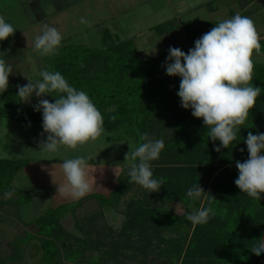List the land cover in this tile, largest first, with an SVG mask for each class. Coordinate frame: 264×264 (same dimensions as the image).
<instances>
[{
  "label": "trees",
  "instance_id": "16d2710c",
  "mask_svg": "<svg viewBox=\"0 0 264 264\" xmlns=\"http://www.w3.org/2000/svg\"><path fill=\"white\" fill-rule=\"evenodd\" d=\"M234 15L232 12L231 16ZM219 22L171 19L154 26L153 30L158 34H174L182 29L186 35L199 39L207 33L205 27H215ZM260 43L264 55V38ZM167 57H144L138 53L134 39H119L108 29L103 30L98 46L65 43L56 54L49 55L46 70L59 71L70 86L87 93L103 115L106 133L117 138L121 131L129 136L147 133V124L160 114L174 120L178 132L165 141L159 159L154 160L163 161V165L151 168L154 178L163 179L160 191H144L138 205L127 208L130 215L127 214V222L116 235H120L119 238L114 237L101 248L90 245L84 238H77L74 246L71 235L61 225V218L88 199H95L101 206L120 202L127 191L139 186L128 183L130 166L124 168L118 185L108 195L92 193L50 207L31 222L35 229L26 239L29 242L36 239L32 249L41 253L43 264H82L86 261L115 264L119 255L139 256L143 264L263 263L264 253L257 256L250 248L264 237V194L260 200L253 199L241 192L235 180L239 175L236 162L249 158L245 143L248 133H264V62L254 61L251 83L261 88L255 107L246 123L240 126L236 140L229 148H224L219 140L212 141L208 136L209 129L202 118L194 117L192 109L181 106L177 95L181 77L166 74ZM57 96V93L45 94L42 99L55 102ZM0 104L3 105L0 122L2 119L26 124L43 122L42 110L26 106L12 88L0 94ZM109 108L114 111L109 112ZM113 116L115 120L111 119ZM218 146L219 152L215 151ZM28 164L26 158H0V196L12 192L17 206L28 204L32 198L14 182L17 172ZM195 184L203 188L205 195L192 200L186 193ZM174 201L181 203L183 216H178L169 207ZM201 207L212 209L208 222L195 225L190 234L193 224L186 217ZM140 218L148 227L144 225L137 231L131 230L128 221ZM136 233H141L144 238L135 236ZM14 247L17 254L22 252L19 244ZM98 249H101L98 256L87 259L88 250ZM152 253L163 260H149Z\"/></svg>",
  "mask_w": 264,
  "mask_h": 264
},
{
  "label": "clouds",
  "instance_id": "9594fccd",
  "mask_svg": "<svg viewBox=\"0 0 264 264\" xmlns=\"http://www.w3.org/2000/svg\"><path fill=\"white\" fill-rule=\"evenodd\" d=\"M80 22L89 23L84 18ZM15 30L0 16V41L12 36ZM260 40L255 22L237 13L203 34L187 54L179 48H169L166 74L181 77L177 93L181 106L192 109L194 117L202 118L209 129L208 136L212 141L219 140L224 148H229L236 140L240 126L246 123L261 94V88L251 83L253 56L261 54ZM61 41L58 29L45 25L43 33L34 40L33 50L41 56L54 55ZM6 54L0 52V94L7 90L13 71V66L4 58ZM39 76L42 79L35 82L29 80L27 85H17V88L21 101L30 100L33 94L36 97L58 94L55 102L40 99L36 105L35 110H42V127L47 133L46 142L40 143L41 151L56 153L62 146L75 150L99 139L104 132V118L87 93L70 86L59 71L41 70ZM108 111L114 109L109 108ZM111 119L115 120V116ZM139 139L141 143L134 149L129 145L130 151L125 155V161H130L128 183L134 182L150 193L159 192L163 179L153 177L150 162L159 159L165 148L164 141L151 139L147 133H140ZM245 143L249 158L236 162L239 175L235 184L242 193L260 200L261 194H264V133L254 135L249 132ZM220 150L219 146L215 148L217 152ZM61 168L66 182L58 186L59 194L80 199L92 191L88 158L77 156L65 159ZM11 195L12 192L5 193L6 197ZM186 195L197 200L205 192L199 184H195ZM211 212V207H201L186 218L194 226L202 225L208 222ZM250 250L257 256L264 253V237L258 239Z\"/></svg>",
  "mask_w": 264,
  "mask_h": 264
},
{
  "label": "crops",
  "instance_id": "0c3cea01",
  "mask_svg": "<svg viewBox=\"0 0 264 264\" xmlns=\"http://www.w3.org/2000/svg\"><path fill=\"white\" fill-rule=\"evenodd\" d=\"M256 1L176 0L171 3L170 0H0V16L16 29L12 38L19 43L17 51L28 55L23 63L27 67V73H30V81L35 82L36 79L31 80L32 73H38L40 78L39 72L46 70L49 66V56H41L33 50L34 40L43 33L45 25L58 29L62 35L60 46L73 43L74 36L80 35L82 40L85 38L82 44L93 46L96 41L92 37H101L104 29L125 39L132 37L135 33L145 31L152 33L154 26L170 19L223 21L231 18L232 12L242 15V13L252 11L250 7ZM263 6L259 5L256 9L263 8ZM169 7L176 18L166 17L165 12L163 17L159 18L158 15ZM140 10L143 14H139ZM248 17L252 19L250 15ZM81 18L89 23L82 24ZM143 36H146L145 33ZM145 41H147L146 38L141 39V42L145 43ZM140 51L144 57H154L159 54L153 53L155 50L153 51L151 47L145 48L144 51L140 49ZM160 52L161 55H169L167 48ZM13 57L6 59V62L13 66L12 73L14 74L20 66L18 59L13 60ZM34 64L37 69H34ZM43 97H36L33 94L30 100L24 103L29 108H34ZM37 123L26 124L11 119H2L0 122V158L29 159V164L20 169L14 179L19 188L31 194L32 198L27 207L31 210L35 207L36 209L39 207L48 209L77 200L58 193V186L66 182L61 165L65 159L86 156L84 151L86 147L91 156L98 157L97 160H88L93 162L88 168L92 180V191L88 194L108 195L118 185L120 175L127 165L122 167L119 161L108 160L105 155L115 152L119 155L116 149L119 138L104 130L99 139L78 146L75 150L62 146L56 153H48L40 149L41 141L46 142L47 133H44L42 124ZM125 149L121 151L126 153Z\"/></svg>",
  "mask_w": 264,
  "mask_h": 264
},
{
  "label": "rangeland",
  "instance_id": "374dc122",
  "mask_svg": "<svg viewBox=\"0 0 264 264\" xmlns=\"http://www.w3.org/2000/svg\"><path fill=\"white\" fill-rule=\"evenodd\" d=\"M171 3H174L176 0H170ZM259 5H264V0H257L254 2L250 9H252V12L248 14L247 16H251L252 20L255 22V26L257 28V31L261 34V39L264 38V6L263 8L256 9ZM166 14H165V13ZM124 13V12H123ZM122 13V14H123ZM139 14H143V11H139ZM163 14L166 15V17L176 18L174 16V12L172 9L167 8L166 11H163L161 15L159 14L158 17H163ZM124 15V14H123ZM122 15V16H123ZM126 15V14H125ZM121 16V15H119ZM121 16V17H122ZM232 17V16H231ZM171 20V19H170ZM262 20V21H261ZM180 22L182 20H179ZM193 21H199V20H193ZM261 26V28H258ZM213 27H205L204 29L206 32L210 31ZM145 33L146 36H143ZM143 36V37H140ZM118 37V36H117ZM131 39L135 40V43L138 48V53L142 55L143 53L140 51V49L143 51L145 48H153V53H159L156 54L158 56L161 55L162 50H167L170 47H176L183 50L186 54L190 49H193L195 46L196 38L190 37L185 34L184 30L178 29L174 34H169L166 32V34H158L154 30H152V33H148L147 31L141 32L139 34H133V36L129 37ZM147 39L145 43L141 42V39ZM94 41H96L93 46H96L100 44V37H92ZM119 39H123V37H120ZM85 40V38H84ZM84 40L81 39L80 36H74V39L72 40L74 43H84ZM86 43H89L86 41ZM189 43V44H188ZM148 44V45H147ZM19 43L12 38V36L8 37L4 41H0V52H6V56L4 57L5 60L13 57V60L18 59V63L20 66V69L17 70L16 73H12L9 78V86L7 88L14 89L18 93L17 85L24 86L27 85L30 80L29 76L30 73H27V67L24 65V60L28 58V55L22 54L17 51ZM143 45V47H141ZM24 53V52H23ZM152 53V52H151ZM163 55V54H162ZM147 57V56H146ZM31 58V56L29 57ZM254 61L264 62V55L254 54L253 56ZM170 62V61H169ZM34 69H37L36 64H34ZM29 71V69H28ZM38 72V70H36ZM31 80H39L38 73L34 72L32 73ZM37 76V77H35ZM17 80V82H16ZM27 83V84H25ZM6 90V91H7ZM3 108V105L0 104V110ZM167 116H162L161 114L157 117L152 118V120L147 124V133L151 139H163L164 143L165 141L175 137L176 132V125L174 123V120H168L166 119ZM37 124H43V123H37ZM180 128V127H179ZM139 133V132H138ZM138 133H131L130 136L127 134V132H119L118 133V140L116 149L119 151V155L117 152L110 153L105 155L108 160L111 161H119L123 167V165H127L126 167L130 166V161H125V155L130 151V146L133 149L134 147H137L141 141L139 139ZM123 135V136H121ZM126 139V140H124ZM122 140V141H121ZM125 150L126 153L122 152ZM3 151V149H1ZM122 150V151H121ZM85 155L84 157L88 158V160H97V156H91L89 154L88 148H84ZM163 160V159H162ZM138 162V161H137ZM91 161H88V165H91ZM129 163V164H128ZM151 163V168H159L163 165V161H153ZM125 167V168H126ZM124 170V169H123ZM122 175V174H121ZM120 175V176H121ZM148 192L149 190L144 189L141 186H134L129 191H127L122 198H120V202L114 203V205H108V206H101L98 201L95 199H88L83 202V204L78 207L75 211H70L66 215H64L61 218V225L63 228L69 232L71 235V240L74 246L77 245V238H84L90 245L98 246V247H104L105 243L107 244L110 242L111 239L114 237L119 238V234L121 228L125 225L127 222V214L128 213V207H134L138 205V201H140L141 198H143V193ZM6 197L5 194L0 196V264H43L41 259V253H36L35 248L32 249V245L36 243V239L33 238L31 242H29L26 238L30 236L31 232L35 229L30 223L33 222L36 218H38L46 209L47 207H39L38 209L33 208L32 210L27 207V204L17 206L16 204V197L13 196ZM146 197V196H144ZM153 198V197H151ZM169 207L174 210L175 214L178 216H183L181 214L184 213V211L181 210V203L178 201H174L173 204H170ZM131 212V210L129 211ZM192 212H190L191 214ZM185 215V214H184ZM141 219V218H140ZM136 220V221H135ZM130 219L128 221L129 224H131V230H139L142 226L146 225L148 227V224L143 219ZM132 227H134L132 229ZM194 225L192 226L190 230V234L193 232ZM148 229L144 230L145 232ZM163 230H161L162 233ZM141 232V231H140ZM176 234L177 232L174 231ZM147 233V232H146ZM149 233V231H148ZM137 237L143 239L144 235L141 233H136ZM156 239V236H153ZM123 238V236L121 237ZM26 239V240H25ZM15 244H19V246L22 248V252L20 254H17L16 248L14 247ZM151 249V248H150ZM100 250H88L87 252V259L90 257H96L98 254H100ZM148 257L149 260H163L162 258H158L153 253L149 254ZM264 257H262L263 259ZM63 261L65 259L63 258ZM117 262L115 264H143L141 257L137 256H125V255H119L117 257ZM70 264H78L71 262ZM82 264H94L92 262H84ZM98 264V263H97ZM159 264H164L163 262H159ZM264 264V259L263 263Z\"/></svg>",
  "mask_w": 264,
  "mask_h": 264
}]
</instances>
